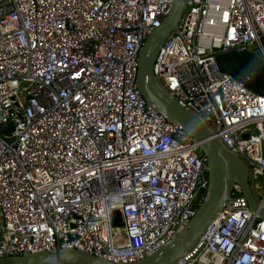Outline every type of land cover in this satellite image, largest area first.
<instances>
[{
    "label": "built area",
    "instance_id": "obj_1",
    "mask_svg": "<svg viewBox=\"0 0 264 264\" xmlns=\"http://www.w3.org/2000/svg\"><path fill=\"white\" fill-rule=\"evenodd\" d=\"M173 2L0 0V258L77 249L132 264L194 218L209 187L201 143L137 86L141 48ZM231 51L264 58V0H190L154 74L251 181L264 176V96L221 70ZM257 196L254 211L235 185L174 264H264Z\"/></svg>",
    "mask_w": 264,
    "mask_h": 264
},
{
    "label": "water",
    "instance_id": "obj_2",
    "mask_svg": "<svg viewBox=\"0 0 264 264\" xmlns=\"http://www.w3.org/2000/svg\"><path fill=\"white\" fill-rule=\"evenodd\" d=\"M190 0H174L161 26L147 38L139 54L137 86L147 104L168 121L182 126L201 143L208 164L209 187L198 195L197 213L166 246L152 256L132 264H174L190 252L222 212L234 186L241 188L252 210L258 206L253 197L248 165L228 151L219 139L212 138L210 128L196 115L179 105L158 83L154 64L158 54L179 22ZM248 136L245 135L244 138ZM264 218V211H260ZM0 264H114L77 249H52L34 254L0 258Z\"/></svg>",
    "mask_w": 264,
    "mask_h": 264
},
{
    "label": "trees",
    "instance_id": "obj_3",
    "mask_svg": "<svg viewBox=\"0 0 264 264\" xmlns=\"http://www.w3.org/2000/svg\"><path fill=\"white\" fill-rule=\"evenodd\" d=\"M221 70L229 73L246 88L264 96V58L251 51H231L218 56Z\"/></svg>",
    "mask_w": 264,
    "mask_h": 264
},
{
    "label": "rangeland",
    "instance_id": "obj_4",
    "mask_svg": "<svg viewBox=\"0 0 264 264\" xmlns=\"http://www.w3.org/2000/svg\"><path fill=\"white\" fill-rule=\"evenodd\" d=\"M251 183L253 185L252 190L255 197L264 191V176L254 177L251 179Z\"/></svg>",
    "mask_w": 264,
    "mask_h": 264
}]
</instances>
